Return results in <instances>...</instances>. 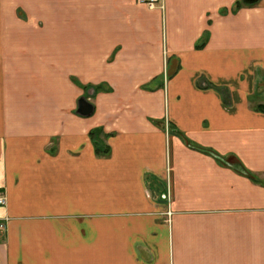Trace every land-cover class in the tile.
Returning a JSON list of instances; mask_svg holds the SVG:
<instances>
[{"label": "crops", "instance_id": "obj_1", "mask_svg": "<svg viewBox=\"0 0 264 264\" xmlns=\"http://www.w3.org/2000/svg\"><path fill=\"white\" fill-rule=\"evenodd\" d=\"M237 1L0 0V264H264V0Z\"/></svg>", "mask_w": 264, "mask_h": 264}, {"label": "trees", "instance_id": "obj_2", "mask_svg": "<svg viewBox=\"0 0 264 264\" xmlns=\"http://www.w3.org/2000/svg\"><path fill=\"white\" fill-rule=\"evenodd\" d=\"M243 4H249V3L246 2V1H244V0H238V1L236 2L235 6H234V9L239 8V7L242 6ZM204 43H205V42H202V43L200 44V46H201V45H204ZM85 87H86V89L93 88V89H94V93L99 92V91H101V90L104 89L103 84H100V85H91V86L88 85V86H85ZM255 108H256L257 110H264V105H263V104H260V105H257ZM90 134H91V137L94 139V142H95V144H96V151L98 152V154H101V155H107V154L110 152V147H109V146L101 147V146L99 145V141H98L97 138H96V132H95V131H92ZM209 152H210L214 157H216L217 159H219L222 163H224V164L227 165V163H226V160H227V159H225L224 157H222V156H220V155L214 153L213 151H209ZM227 161H228V160H227ZM236 164H237V167H236L237 170H239L240 172H242V173H244V174H246V175L251 176L250 173L247 172V170H246V169H245L240 163H236Z\"/></svg>", "mask_w": 264, "mask_h": 264}, {"label": "built area", "instance_id": "obj_3", "mask_svg": "<svg viewBox=\"0 0 264 264\" xmlns=\"http://www.w3.org/2000/svg\"><path fill=\"white\" fill-rule=\"evenodd\" d=\"M138 1L147 4V6L150 9H154L157 7H163V0H138ZM170 197H171V193H170V190H168V192L166 191L165 199L170 200ZM6 203H7V196L5 192L0 191V205H6ZM166 214L170 217L173 214V211L169 209ZM3 228H4V223L0 222V230H2Z\"/></svg>", "mask_w": 264, "mask_h": 264}, {"label": "water", "instance_id": "obj_4", "mask_svg": "<svg viewBox=\"0 0 264 264\" xmlns=\"http://www.w3.org/2000/svg\"><path fill=\"white\" fill-rule=\"evenodd\" d=\"M248 3H254V2H257L258 0H244ZM94 111V106L93 104L87 100V98L85 97H82L80 100H79V106H78V112L82 115H90L92 112Z\"/></svg>", "mask_w": 264, "mask_h": 264}, {"label": "rangeland", "instance_id": "obj_5", "mask_svg": "<svg viewBox=\"0 0 264 264\" xmlns=\"http://www.w3.org/2000/svg\"><path fill=\"white\" fill-rule=\"evenodd\" d=\"M257 102H259V100H257V99H256V100H253L252 105H253V106H254V105H257ZM226 163L230 164L229 161H227V160H226ZM231 164H233V162H231ZM233 165H234V164H233Z\"/></svg>", "mask_w": 264, "mask_h": 264}]
</instances>
